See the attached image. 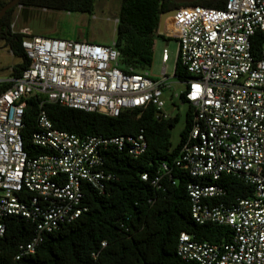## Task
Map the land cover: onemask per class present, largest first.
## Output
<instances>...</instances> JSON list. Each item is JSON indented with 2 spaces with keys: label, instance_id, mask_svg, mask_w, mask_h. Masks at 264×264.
<instances>
[{
  "label": "built area",
  "instance_id": "1",
  "mask_svg": "<svg viewBox=\"0 0 264 264\" xmlns=\"http://www.w3.org/2000/svg\"><path fill=\"white\" fill-rule=\"evenodd\" d=\"M170 17L165 37L177 40V57L188 74L179 80L185 89L174 96L183 93L192 108L191 128L174 163L194 179L187 185L192 218L231 229L220 244L180 232L176 254L186 264H264V0L179 6ZM13 26L11 32L24 35L29 64L19 76L0 78V236L8 215L34 224L31 238L17 247L18 261L45 233L85 210L84 183L101 192L112 179L102 168L108 146L134 158L147 148L142 131L102 136L54 128L44 102L108 116L152 105L157 117L166 118L163 95L171 82L165 47L160 74L153 77L147 70L123 72L113 42L56 38ZM33 95L39 100L31 141L45 151L29 157L21 128L26 100ZM222 174L241 178L253 187L252 195L221 201L225 192L215 182Z\"/></svg>",
  "mask_w": 264,
  "mask_h": 264
},
{
  "label": "trees",
  "instance_id": "2",
  "mask_svg": "<svg viewBox=\"0 0 264 264\" xmlns=\"http://www.w3.org/2000/svg\"><path fill=\"white\" fill-rule=\"evenodd\" d=\"M95 0H19L25 9L41 6L66 11H91ZM7 0L0 2V7ZM225 0H196L177 4L170 0H120L115 37L112 40L119 52L118 66L123 72H142L150 66L155 37L168 40L159 34L160 14L179 6L201 5L222 7ZM12 8L0 20V39L18 58L12 65L11 75L19 76L28 66L29 58L21 46L23 34L11 32ZM262 45L256 41L253 50ZM173 76L183 81L188 77L176 57ZM3 87H0V90ZM38 95L26 100L21 128L22 146L29 157L45 149L31 141L36 128ZM181 102H186L183 93ZM43 108L52 126L77 135L95 134L113 136L142 131L147 141L143 154L134 158L125 149L108 146L104 151L102 168L112 174L101 192L91 185L82 186L81 204L85 210L73 221L63 223L45 233L42 242L32 253L16 261L17 247L27 242L34 224L20 216L8 215L0 236V264H186L176 254L180 232L193 239L220 244L228 240L231 229L214 222L197 223L191 216L187 185L194 179L185 168L176 166L174 159L187 137L192 124V108L187 106L179 141L170 146V129L178 115L157 117L155 108H134L117 116L84 111L46 101ZM163 164L166 169L163 168ZM146 174V179L141 175ZM159 177L153 183L155 177ZM211 181V180H210ZM225 194L224 203L236 197L252 195L253 187L241 178L222 174L218 181Z\"/></svg>",
  "mask_w": 264,
  "mask_h": 264
},
{
  "label": "rangeland",
  "instance_id": "3",
  "mask_svg": "<svg viewBox=\"0 0 264 264\" xmlns=\"http://www.w3.org/2000/svg\"><path fill=\"white\" fill-rule=\"evenodd\" d=\"M119 4L120 0H95L94 16L90 17L89 24L86 16L82 13L50 10L41 6H31L23 9L21 5H15L12 7L10 14V23H13L14 31L27 28L32 34L94 42L103 40L109 43L115 37ZM166 26H170V23L166 24L165 21L163 34H165ZM163 47L168 52L166 72L168 80L171 82L163 95L166 99L164 110L169 116L178 115V121L170 129L169 140L170 146L173 148L179 141V133L184 125L188 104L181 102L178 97L174 96L175 92L180 93L185 89L184 83L173 76L178 51L177 40L174 37H168L167 41L160 37L154 38L152 61L147 68V72L150 76H159L162 67L161 50ZM18 61V58L11 53L8 46L0 39V78L11 75V67Z\"/></svg>",
  "mask_w": 264,
  "mask_h": 264
},
{
  "label": "water",
  "instance_id": "4",
  "mask_svg": "<svg viewBox=\"0 0 264 264\" xmlns=\"http://www.w3.org/2000/svg\"><path fill=\"white\" fill-rule=\"evenodd\" d=\"M19 0H9L7 1L4 5L0 7V20L2 16L6 13V11L13 6L17 5ZM173 1L174 3L181 4V3H191L196 0H170ZM176 12V8L168 9L163 11L160 16H159V23H158V33L163 34L164 33V26H165V21L168 17L174 15Z\"/></svg>",
  "mask_w": 264,
  "mask_h": 264
},
{
  "label": "flooded vegetation",
  "instance_id": "5",
  "mask_svg": "<svg viewBox=\"0 0 264 264\" xmlns=\"http://www.w3.org/2000/svg\"><path fill=\"white\" fill-rule=\"evenodd\" d=\"M94 3H95V1H94ZM44 8H46V7H44ZM46 9L56 10V9H51V8H46ZM64 11H66V10H64ZM67 12H77V13L84 14L86 16V18H87V23L89 24L90 23V17L94 16V7H93V9L91 11H86V12H79V11H67Z\"/></svg>",
  "mask_w": 264,
  "mask_h": 264
},
{
  "label": "bare ground",
  "instance_id": "6",
  "mask_svg": "<svg viewBox=\"0 0 264 264\" xmlns=\"http://www.w3.org/2000/svg\"><path fill=\"white\" fill-rule=\"evenodd\" d=\"M170 22H171V17H168L167 20H166V24H168Z\"/></svg>",
  "mask_w": 264,
  "mask_h": 264
},
{
  "label": "crops",
  "instance_id": "7",
  "mask_svg": "<svg viewBox=\"0 0 264 264\" xmlns=\"http://www.w3.org/2000/svg\"><path fill=\"white\" fill-rule=\"evenodd\" d=\"M111 42H109V43H111ZM99 43L108 44L107 41H103V40H100Z\"/></svg>",
  "mask_w": 264,
  "mask_h": 264
}]
</instances>
